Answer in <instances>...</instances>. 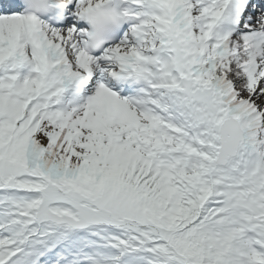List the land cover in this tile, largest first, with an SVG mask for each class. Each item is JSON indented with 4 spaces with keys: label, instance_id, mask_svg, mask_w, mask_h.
<instances>
[{
    "label": "snow or ice",
    "instance_id": "6c2138e0",
    "mask_svg": "<svg viewBox=\"0 0 264 264\" xmlns=\"http://www.w3.org/2000/svg\"><path fill=\"white\" fill-rule=\"evenodd\" d=\"M0 264H264V0H0Z\"/></svg>",
    "mask_w": 264,
    "mask_h": 264
}]
</instances>
